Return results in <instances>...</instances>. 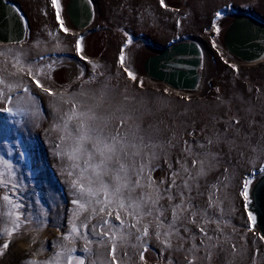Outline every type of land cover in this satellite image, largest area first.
Wrapping results in <instances>:
<instances>
[{
  "label": "rangeland",
  "instance_id": "1",
  "mask_svg": "<svg viewBox=\"0 0 264 264\" xmlns=\"http://www.w3.org/2000/svg\"><path fill=\"white\" fill-rule=\"evenodd\" d=\"M13 1L27 18L28 39L22 45L0 44V53L4 54L0 56V67L13 71V58L20 57L25 67L31 65L33 71L36 67L43 69L45 75L38 78L46 87L56 92L67 89L66 94L84 91L87 95L79 98L89 103L90 96L103 90L106 97L99 111L109 118L131 116L129 129L134 131L139 126L146 141L163 147L161 164L165 153L175 167H179L175 165L178 158L187 159L190 164L196 157L182 155L184 141L191 145L193 153H200V158L208 153L205 163L212 167L200 180L199 189L204 195L196 196L193 203L206 210L218 222L219 229L217 223L203 225L213 237L207 243L216 247L210 261L198 259L196 264H253L257 250L256 264H264V241L259 239L255 227L254 231L248 230V211L240 195L245 178L253 181L264 174V63H239L223 43L227 23L239 11L254 12L264 19V0H165L167 8L161 7L159 0H93L97 20L83 33L70 26L66 14L68 0H61V16L69 33L60 29L51 0ZM217 12L221 13L220 18L216 17ZM214 24L220 28L218 34ZM80 37L83 51L78 54L75 41ZM129 38L131 43L126 45ZM190 40L198 42L206 56L204 84L199 93H178L144 77L145 58L162 47ZM122 48L124 66L136 75V81L119 64ZM81 55L87 60H82ZM93 64L99 67L93 69ZM230 65H235V69ZM81 70L83 79L77 80ZM2 74L10 81L20 79L9 77L7 72ZM90 77L94 78L84 83ZM28 79L23 78L24 82ZM31 87L37 99L34 104L23 105L28 111L15 117L0 113V157L14 165V181L19 183V195L15 198L24 204L23 211L32 213L46 226L33 223L22 228L13 236L9 249L0 255V264L47 260L56 251L53 244L70 230L69 219L75 211L71 203L75 196L64 171L68 162L55 155L60 133L53 131V126L59 122V113L54 111L52 97ZM13 95L26 94L21 91ZM125 96L129 99L125 100ZM70 107L63 105L62 110ZM165 174L159 169L152 173L157 180ZM212 185L220 189L216 196L222 203L209 209L208 191ZM5 191L0 188V195ZM161 203L167 205L166 200ZM168 217L171 218L170 212ZM188 227L196 233L199 244L203 237L194 225ZM130 243L137 242L132 239ZM188 246L185 244V248ZM83 247L84 241L77 239L75 255L83 257L85 264H100L98 252L107 255L105 249H98L95 244L90 255L81 251ZM127 250L132 256L134 250ZM159 252L153 237L145 253L147 264H167L169 256L173 264H187L183 250L171 255L165 252L163 256ZM202 255L203 251L197 253ZM120 257L126 264H133L122 252ZM133 260L138 261V256Z\"/></svg>",
  "mask_w": 264,
  "mask_h": 264
},
{
  "label": "snow or ice",
  "instance_id": "2",
  "mask_svg": "<svg viewBox=\"0 0 264 264\" xmlns=\"http://www.w3.org/2000/svg\"><path fill=\"white\" fill-rule=\"evenodd\" d=\"M159 3L161 7H168L165 0H159ZM51 6L55 10L60 29L69 33L70 30L64 26L61 16V0H51ZM220 16L221 13L217 12L216 17ZM213 27L218 34L220 28L215 24ZM82 40L83 37H80L75 41L78 54L83 51ZM128 43H131V38L127 40L126 45ZM213 47H216L215 40ZM3 55L0 53V56ZM80 58L87 60L83 55ZM124 62L122 48L119 64L123 72L127 73L131 80L136 81V75L124 66ZM5 63H8L7 59ZM224 63L228 64V61L224 60ZM230 66L235 69V65ZM11 67L13 71L0 67V113L15 117L28 111L23 105L34 104L37 99L32 93L31 86L53 98L54 111L59 113V122L54 124L53 131L60 133L58 137L60 143L55 145L57 149L55 155L68 162L64 171L70 178L69 184L75 196L71 201L75 211L69 219L70 230L62 234L60 242L53 244L56 249L54 254L44 261L29 259L25 264H85L83 257L75 255L77 239L84 241L81 251L85 254H92L93 244L97 245L98 249L106 250V256L104 252H98L97 260L100 264H126L120 257L121 252L123 257L133 264H147L145 253L149 251V241L153 237L160 248L161 256L165 252L171 255L173 252L183 250L186 253L184 259L187 264H196L198 259L211 260L216 245L207 243L212 241L213 237L203 225L217 223L219 229V224L206 210L193 203L196 196L204 195L199 189L200 180L212 167L206 166L205 163L208 153H204L202 159L200 153H193L191 145L184 141L186 147L182 155L196 158H193L190 164L187 159L178 158L175 165L179 167H175L165 153L161 164L159 161L163 147L146 141L139 126L134 131L129 129L127 124L131 116L109 118L99 111L106 97L103 90L90 96L89 103L79 98L87 95L84 91L66 94L67 89L56 92L46 87L38 78L45 75L43 69L36 67L33 71V66L25 67L20 57L13 58ZM48 67L52 68L51 65ZM97 67L99 65L93 64V69ZM3 72H7L9 77L20 79L10 81L2 74ZM83 76L81 70L76 79L82 80ZM24 77L29 78L27 82H24ZM93 78L90 77L84 83H89ZM140 83L142 86V81ZM104 87L107 88V85ZM21 91L26 95H13ZM124 99L128 100L129 97L125 96ZM69 104L70 108L62 110L63 105ZM235 123L238 124L239 121L235 120ZM208 143L211 144L213 141L208 140ZM204 147L205 145H200V148ZM158 169L166 174L157 180L152 173ZM14 177V165L0 157V188L7 189L0 195L2 204L0 225H3L0 227V239H3V243L0 244V255L9 249L13 236L20 233L22 228L33 223L41 227L46 226L32 213L23 211L24 204L15 198L19 195V183L14 181ZM251 184L250 178H245L242 184L240 195L245 201V207L250 200ZM219 191L217 185L210 187L209 209L219 207L222 203L216 196ZM165 200L167 205L161 203ZM94 220L96 223H93ZM248 220L250 222L248 230L254 231L255 217L251 212H248ZM188 225H194L203 237L199 244L196 243L198 239L196 233L192 232ZM132 239L137 243H130ZM259 239L264 241V235H260ZM185 244L189 246L185 248ZM128 247L134 250L132 256L128 253ZM232 247L235 250V245ZM201 251L203 255L197 256ZM256 254L258 250L253 254V264H256ZM135 256H138V261L133 260ZM91 264H97V261H92ZM167 264H173L170 256Z\"/></svg>",
  "mask_w": 264,
  "mask_h": 264
},
{
  "label": "water",
  "instance_id": "3",
  "mask_svg": "<svg viewBox=\"0 0 264 264\" xmlns=\"http://www.w3.org/2000/svg\"><path fill=\"white\" fill-rule=\"evenodd\" d=\"M66 14L76 32L89 31L97 20L93 0H68ZM28 21L13 0H0V44L22 45L28 39ZM225 50L239 63H264V19L250 11H239L223 33ZM206 56L196 41L177 42L156 50L142 62L144 77L171 90L195 95L202 90ZM247 211L255 217V229L264 235V174L249 188Z\"/></svg>",
  "mask_w": 264,
  "mask_h": 264
},
{
  "label": "bare ground",
  "instance_id": "4",
  "mask_svg": "<svg viewBox=\"0 0 264 264\" xmlns=\"http://www.w3.org/2000/svg\"><path fill=\"white\" fill-rule=\"evenodd\" d=\"M70 23V22H69ZM71 28L73 29L72 25L70 24ZM74 30V29H73Z\"/></svg>",
  "mask_w": 264,
  "mask_h": 264
},
{
  "label": "flooded vegetation",
  "instance_id": "5",
  "mask_svg": "<svg viewBox=\"0 0 264 264\" xmlns=\"http://www.w3.org/2000/svg\"><path fill=\"white\" fill-rule=\"evenodd\" d=\"M96 7V6H95ZM73 30V29H72Z\"/></svg>",
  "mask_w": 264,
  "mask_h": 264
}]
</instances>
